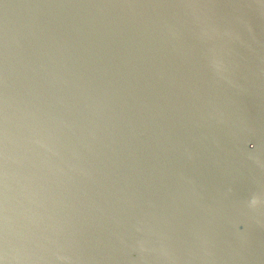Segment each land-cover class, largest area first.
I'll return each mask as SVG.
<instances>
[{"label":"water","instance_id":"obj_1","mask_svg":"<svg viewBox=\"0 0 264 264\" xmlns=\"http://www.w3.org/2000/svg\"><path fill=\"white\" fill-rule=\"evenodd\" d=\"M0 264H264V0H0Z\"/></svg>","mask_w":264,"mask_h":264},{"label":"clouds","instance_id":"obj_2","mask_svg":"<svg viewBox=\"0 0 264 264\" xmlns=\"http://www.w3.org/2000/svg\"><path fill=\"white\" fill-rule=\"evenodd\" d=\"M250 147H253V146H250Z\"/></svg>","mask_w":264,"mask_h":264}]
</instances>
